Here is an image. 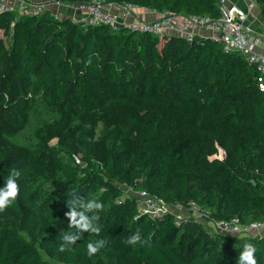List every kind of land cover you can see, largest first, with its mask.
Here are the masks:
<instances>
[{
	"label": "trees",
	"instance_id": "trees-1",
	"mask_svg": "<svg viewBox=\"0 0 264 264\" xmlns=\"http://www.w3.org/2000/svg\"><path fill=\"white\" fill-rule=\"evenodd\" d=\"M65 4L90 0H57ZM180 15L219 14L216 0H102ZM264 17V0H254ZM238 51L195 35L112 29L50 11H0V264H264V235H232L210 222L161 220L140 210L145 190L172 205L196 203L215 220L264 218V90ZM66 146L15 147L34 87ZM33 109V108H32ZM126 111V148L78 160L67 117ZM66 127V131L65 128ZM80 131L77 142H85ZM219 150L222 157H217ZM82 162V163H79ZM10 185L15 194L8 195ZM57 202L65 212L57 214Z\"/></svg>",
	"mask_w": 264,
	"mask_h": 264
},
{
	"label": "built area",
	"instance_id": "built-area-1",
	"mask_svg": "<svg viewBox=\"0 0 264 264\" xmlns=\"http://www.w3.org/2000/svg\"><path fill=\"white\" fill-rule=\"evenodd\" d=\"M219 14L215 18L203 15H180L169 10H163L158 20L154 22L132 21L126 24L129 31L149 32L158 38L166 35H175L191 41L198 34L196 29L215 30L218 34L211 39L220 43L223 52L238 51L245 60L252 64L258 75L257 85L259 90H264V53H259L255 45V37L247 28L246 21L257 9L254 0H216ZM102 0H90L65 4L57 0H0V11H15L22 15H37L50 11L52 7L73 8L81 12L79 16H72L75 22L91 25H108L112 29H119L116 15L108 11ZM127 13L132 4L125 3ZM53 14V13H52ZM54 15V14H53ZM217 157H222L223 152L219 150ZM140 210L154 220H161L165 214L173 209L187 210L197 220L213 223L220 232L232 235H264V218L251 221L249 224H241L236 218L231 220H215L208 210L201 209L196 203L189 202L187 206L180 203L168 204L162 198L153 196L145 190L137 193ZM183 217V216H180Z\"/></svg>",
	"mask_w": 264,
	"mask_h": 264
},
{
	"label": "rangeland",
	"instance_id": "rangeland-1",
	"mask_svg": "<svg viewBox=\"0 0 264 264\" xmlns=\"http://www.w3.org/2000/svg\"><path fill=\"white\" fill-rule=\"evenodd\" d=\"M62 8H65L62 6ZM67 9V8H65ZM74 10L71 8V11ZM61 19V16L59 17ZM68 18L64 17L63 19ZM203 36L216 37L218 34L215 30L201 29ZM35 92V93H34ZM33 95L29 102V110H33L35 114L27 113L25 116V124L20 129H12L8 132L12 133V141L15 147L24 148L25 145L34 143L37 141L39 132L43 128L37 129V124H40L37 114L40 116V119H45L48 122L47 134L45 136H39L41 141L44 142L46 147L59 149L66 146L64 143H61V140L56 135L54 131L56 127V121L54 115L50 113L48 105L41 97L42 88L39 86L34 87ZM33 108V109H32ZM101 118H97L94 113L88 111L82 112L81 118L67 117L64 119L65 123H71L72 127L70 129L64 128L68 135L74 138L75 155L78 160L82 159H101L105 151L107 150V141L111 140L113 143H121L126 148H132L135 139L133 136L122 137V131L120 128V122L128 115L126 111H121L118 114L105 115ZM80 131L87 133L88 138L85 142H77L75 138L78 137ZM53 210L57 214H62L64 208H62L57 202L54 204ZM42 257L47 259L50 264H54L55 261L49 259L44 253ZM56 264V263H55Z\"/></svg>",
	"mask_w": 264,
	"mask_h": 264
},
{
	"label": "crops",
	"instance_id": "crops-1",
	"mask_svg": "<svg viewBox=\"0 0 264 264\" xmlns=\"http://www.w3.org/2000/svg\"><path fill=\"white\" fill-rule=\"evenodd\" d=\"M37 1L41 2L45 0ZM65 8L52 7V13L58 18L61 16V19H63L64 17L70 18L74 15L79 16L81 14V12L78 10L71 11V8ZM105 8L116 15L120 27H124L126 24L131 23L132 21L154 22L160 17V13L157 10L138 6H132V8L127 13V6L123 3H108ZM246 26L255 37L254 47L256 48V50L259 53H264V17L261 15L258 9H256L248 18V20L246 21ZM201 31L202 30L200 29H196V32H198L199 35L202 34ZM178 214L179 216H183L188 215L189 212L185 210V212H179Z\"/></svg>",
	"mask_w": 264,
	"mask_h": 264
},
{
	"label": "clouds",
	"instance_id": "clouds-1",
	"mask_svg": "<svg viewBox=\"0 0 264 264\" xmlns=\"http://www.w3.org/2000/svg\"><path fill=\"white\" fill-rule=\"evenodd\" d=\"M123 4H125V3H123ZM134 6V5H133ZM159 13H161V11H158ZM71 18V17H70ZM72 19V18H71ZM126 28V27H125ZM10 187V191H9V193H8V195H14L15 194V191H16V189H15V185H10L9 186ZM249 264H255V260H253L252 258H251V253H249Z\"/></svg>",
	"mask_w": 264,
	"mask_h": 264
},
{
	"label": "water",
	"instance_id": "water-1",
	"mask_svg": "<svg viewBox=\"0 0 264 264\" xmlns=\"http://www.w3.org/2000/svg\"><path fill=\"white\" fill-rule=\"evenodd\" d=\"M79 163H82V162H79Z\"/></svg>",
	"mask_w": 264,
	"mask_h": 264
}]
</instances>
